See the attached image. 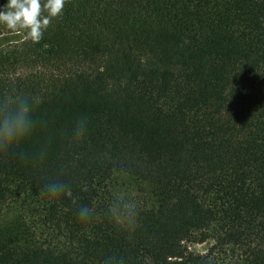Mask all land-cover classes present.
Here are the masks:
<instances>
[{"label":"trees","instance_id":"obj_1","mask_svg":"<svg viewBox=\"0 0 264 264\" xmlns=\"http://www.w3.org/2000/svg\"><path fill=\"white\" fill-rule=\"evenodd\" d=\"M11 84L47 121L23 147H50L0 154V264H264V0H65L38 43L0 26ZM116 191L131 227L104 214Z\"/></svg>","mask_w":264,"mask_h":264},{"label":"clouds","instance_id":"obj_2","mask_svg":"<svg viewBox=\"0 0 264 264\" xmlns=\"http://www.w3.org/2000/svg\"><path fill=\"white\" fill-rule=\"evenodd\" d=\"M65 0H5L0 4V26L13 36L23 35L32 43H38L50 21L62 15ZM40 104L38 97L21 92L11 84L7 91L0 92V154H11L24 162L38 163L48 154L50 143L44 139L31 150L23 147L37 129L44 128L47 121L35 115ZM87 130L86 117H80L71 131L74 140L81 139ZM50 197L64 195L76 207L81 221H88L95 215V209L79 204L72 189L61 179H50L43 186ZM87 191V185L81 187ZM139 210L138 202L121 191L113 192L104 208V214L119 227H131ZM103 264H120L113 256L104 259Z\"/></svg>","mask_w":264,"mask_h":264},{"label":"rangeland","instance_id":"obj_3","mask_svg":"<svg viewBox=\"0 0 264 264\" xmlns=\"http://www.w3.org/2000/svg\"><path fill=\"white\" fill-rule=\"evenodd\" d=\"M210 242H201V243H188L189 248L194 251L203 252L209 246Z\"/></svg>","mask_w":264,"mask_h":264}]
</instances>
